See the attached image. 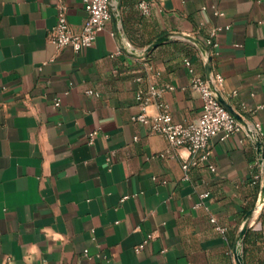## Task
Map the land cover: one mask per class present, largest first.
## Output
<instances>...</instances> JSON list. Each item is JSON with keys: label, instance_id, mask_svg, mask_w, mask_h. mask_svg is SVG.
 I'll use <instances>...</instances> for the list:
<instances>
[{"label": "crops", "instance_id": "obj_1", "mask_svg": "<svg viewBox=\"0 0 264 264\" xmlns=\"http://www.w3.org/2000/svg\"><path fill=\"white\" fill-rule=\"evenodd\" d=\"M84 1L0 0V264H234L245 225L244 264H264V0H148V16L111 0L95 45L56 47L60 8L80 33ZM209 69L246 126L184 171L187 149L133 121L136 93L172 87L173 118L194 121Z\"/></svg>", "mask_w": 264, "mask_h": 264}, {"label": "built area", "instance_id": "obj_2", "mask_svg": "<svg viewBox=\"0 0 264 264\" xmlns=\"http://www.w3.org/2000/svg\"><path fill=\"white\" fill-rule=\"evenodd\" d=\"M84 3L88 18L80 33H75L71 29L64 8H60L57 23L52 29L50 37V42L53 45L58 48L70 46L75 52H80L95 45L98 35L105 30L114 17L112 3L111 0H85ZM137 3L143 15H150L151 4L148 0H137ZM203 9L205 10L206 7H203ZM216 15H220V13L216 11ZM228 28L226 27V29ZM223 29V27H216L206 39V45L218 48L219 44L215 41V37ZM185 65L191 73L194 72L189 60H185ZM146 70L154 77L160 76V72L151 64L146 65ZM222 83L223 78L220 75L211 77L209 80L194 77L192 88L199 93L202 99V113L197 120L183 122L175 121L170 106L164 99L165 93L172 90V87H161L155 83H150L147 89H140L136 93V102L140 114L134 117L133 121L149 124L151 133L164 137L170 149H187L189 160L182 165L184 171H188L190 167L204 165L213 154L212 139L219 138L220 141L224 142L244 128L218 101L214 89H218ZM86 93L92 95L95 92L89 90ZM60 102V99H57L56 105L59 106ZM153 106L156 108L157 113L154 116H149L148 109ZM96 134L94 132L90 135L91 143L94 141ZM161 156L165 157L167 154ZM209 169L212 172L215 171L212 166ZM258 179L259 177H256L254 184L257 183ZM208 197V193L202 195L203 199ZM200 206L201 204H197L194 208L199 209ZM211 223L215 225L218 232L222 234L226 232L225 228L217 224L216 219L211 218ZM142 247H139L137 251H140ZM85 254H88L87 250Z\"/></svg>", "mask_w": 264, "mask_h": 264}, {"label": "water", "instance_id": "obj_3", "mask_svg": "<svg viewBox=\"0 0 264 264\" xmlns=\"http://www.w3.org/2000/svg\"><path fill=\"white\" fill-rule=\"evenodd\" d=\"M187 40L190 41H194V39L192 37H184ZM168 38H161L159 39L154 45H152V47H150V49L148 51H151L153 48L158 47L161 43L167 41ZM197 42V41H195ZM211 78V72L210 69L208 70L207 73V79L209 80ZM218 101L222 104V106L239 122L241 123L243 126H246V123L244 122V120L241 118V116L233 109L232 106H230L221 96L220 92L217 89H214ZM260 145V144H259ZM251 215V212L248 213V215L246 216L245 220H247ZM247 231V225L244 226V228L242 229L241 233H240V237L238 239V245L235 251V258H236V263L237 264H244L243 261V253H242V242H243V238L244 235L246 234Z\"/></svg>", "mask_w": 264, "mask_h": 264}]
</instances>
